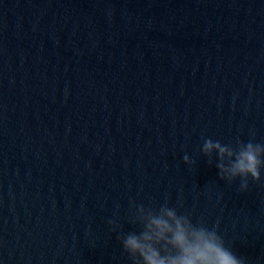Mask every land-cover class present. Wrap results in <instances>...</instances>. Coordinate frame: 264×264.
<instances>
[{
  "label": "water",
  "instance_id": "1",
  "mask_svg": "<svg viewBox=\"0 0 264 264\" xmlns=\"http://www.w3.org/2000/svg\"><path fill=\"white\" fill-rule=\"evenodd\" d=\"M205 140L264 144V0H104L0 21V264H146L124 248L145 232L159 258L179 256L153 217L214 229L264 264V164L242 191L218 175L235 156Z\"/></svg>",
  "mask_w": 264,
  "mask_h": 264
},
{
  "label": "clouds",
  "instance_id": "2",
  "mask_svg": "<svg viewBox=\"0 0 264 264\" xmlns=\"http://www.w3.org/2000/svg\"><path fill=\"white\" fill-rule=\"evenodd\" d=\"M213 148L218 149L221 158L224 153L229 156H235V159L227 168L223 165H217V168L221 170L218 173L220 179L231 183L235 178L239 177L242 191L248 188L249 176L253 181L261 179L260 166L264 164V160L260 159V154L264 153V144L249 141L243 144L239 151L234 153L219 142L214 144L211 140H205L203 151L208 153ZM184 162L187 164L192 163L187 155L184 157ZM162 211L166 212L168 216L175 217L177 215L173 209L164 208ZM184 219V217L176 219L175 229L162 218L153 217L151 221L159 229V236H164L166 232L172 233L171 240L180 254L171 260L166 261L159 258V253L151 245L141 243V238L144 240L152 239L147 232L142 233L140 237L129 235L124 240V248L131 252L146 249L141 252L146 264H246L244 258L238 257L224 245L223 240L214 229H208L203 226L198 227L189 223V231L181 224V220Z\"/></svg>",
  "mask_w": 264,
  "mask_h": 264
}]
</instances>
